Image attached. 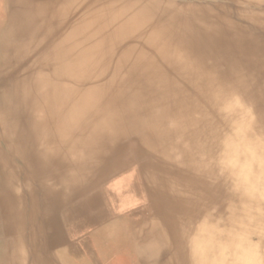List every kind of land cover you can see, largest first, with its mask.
<instances>
[{"label": "bare ground", "instance_id": "6f19581e", "mask_svg": "<svg viewBox=\"0 0 264 264\" xmlns=\"http://www.w3.org/2000/svg\"><path fill=\"white\" fill-rule=\"evenodd\" d=\"M63 208L131 264H264V0H0V264H103Z\"/></svg>", "mask_w": 264, "mask_h": 264}, {"label": "crops", "instance_id": "0c3cea01", "mask_svg": "<svg viewBox=\"0 0 264 264\" xmlns=\"http://www.w3.org/2000/svg\"><path fill=\"white\" fill-rule=\"evenodd\" d=\"M128 178H130V174H126L125 176L120 177L118 179L119 180L118 182L122 181V179L128 180ZM111 188H112V185L109 187V189ZM122 190H123V194H122L123 202L124 204H126L125 205L126 207L124 208L125 211L123 210L121 214H124L125 212L129 211L126 209L132 208V204L134 200H133V196H129L127 194L126 189H122ZM66 209L67 208H63V210H59V222L62 226V229L66 237L68 238V240H70V242H76L78 245H80V248L82 250L84 249V246H86V243H90L91 245L88 244L89 247H91L95 251L96 256L102 260L103 264H124L123 262H126L125 260H127L126 262L127 264H131V261L129 259L130 257L128 256L127 252H122V255H123L122 256V255H119L120 250L119 251L113 250V245H116L115 243L120 245L122 248H125V245L128 241L127 238L123 241L122 231L120 229V223H118L117 225H113L111 228L112 231L117 230L118 232H120L119 235H116L115 237H113L112 235H107V234L106 236H103V237H100L98 235L97 238L99 242L95 243L93 239L91 238V236L96 233H99L100 231L98 232L97 229H93L91 227H84L81 224L77 225L74 222H71V220L65 221L64 214H66ZM101 231H103V229H101ZM109 234H112V232ZM120 240L123 241V243H120L119 242Z\"/></svg>", "mask_w": 264, "mask_h": 264}, {"label": "rangeland", "instance_id": "374dc122", "mask_svg": "<svg viewBox=\"0 0 264 264\" xmlns=\"http://www.w3.org/2000/svg\"><path fill=\"white\" fill-rule=\"evenodd\" d=\"M132 175V174H131ZM134 177H132V179H133ZM113 183H115V182H113ZM110 195H112V196H114V194H113V192H111L110 191V193H109ZM122 194H123V191H121L120 193H117V194H115V197H116V203L115 202H113L114 203V207H113V209H114V211L119 215V214H121L122 212H123V210H124V208L126 207L125 205L126 204H124V202H123V197H122ZM118 196V197H117ZM133 196V204H132V208H136L137 206H142L143 204H142V200H139L140 199V194H133L132 195ZM136 201V202H135ZM61 210V209H60ZM113 225V224H112ZM98 235L100 236V237H103V236H106V233H105V230L103 229V231H102V233H96V234H94V235H92L91 236V238L93 239V241L95 242V243H97V242H99L98 241ZM121 237V236H120ZM119 238V237H118ZM122 238H123V241L127 238V236H125V235H122ZM123 241H119L120 243H123ZM116 245H113V250H115V251H119L120 252V255H122V252H127L126 250H125V248H122L120 245H118L117 243H115ZM109 249V248H108ZM123 256V255H122Z\"/></svg>", "mask_w": 264, "mask_h": 264}]
</instances>
